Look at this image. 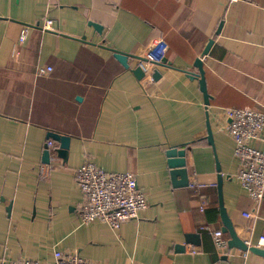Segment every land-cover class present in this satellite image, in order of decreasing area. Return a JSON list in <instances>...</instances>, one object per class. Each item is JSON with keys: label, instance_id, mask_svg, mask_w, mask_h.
Segmentation results:
<instances>
[{"label": "crops", "instance_id": "crops-1", "mask_svg": "<svg viewBox=\"0 0 264 264\" xmlns=\"http://www.w3.org/2000/svg\"><path fill=\"white\" fill-rule=\"evenodd\" d=\"M209 39L206 108L198 80L182 70L197 71ZM154 40L165 44L170 67H154L161 78L142 85L132 72L137 61L129 58L126 69L110 48L143 56ZM246 107L264 110V0H0V264H52L54 251L100 264H264L228 244L220 252L213 241L222 228L218 163L237 235L264 248V199L254 210L236 179L234 141L216 129L226 111ZM48 132L70 144L66 160L55 157L41 179ZM172 146L186 148L187 187L172 186ZM86 161L132 172L147 208L117 228L82 223L86 200L74 172ZM187 234L199 244L186 243Z\"/></svg>", "mask_w": 264, "mask_h": 264}, {"label": "built area", "instance_id": "built-area-1", "mask_svg": "<svg viewBox=\"0 0 264 264\" xmlns=\"http://www.w3.org/2000/svg\"><path fill=\"white\" fill-rule=\"evenodd\" d=\"M43 28L51 29L52 22L47 20ZM25 37L26 30L22 32L20 42ZM165 47L163 41L154 40L146 53L140 56L142 59L137 60L144 72L140 80L142 85L153 81V69L162 61ZM49 70L40 69L42 73ZM216 129H221L233 139L234 156L240 164L236 179L252 199L254 210L259 209L264 199V110L249 107L228 110L219 118ZM46 145L50 161L40 166L41 179L49 177L52 162L57 157L56 144L49 140ZM74 183L86 200L79 214L84 224L100 221L111 228H117L121 222L137 218L148 206L145 193L138 188L135 175L130 171L107 172L86 161L74 172ZM205 203L206 198L202 197L201 210H204ZM213 241L220 252L227 249V240L220 229L213 231ZM260 243L264 244V236L260 238ZM53 256L52 264H100L88 261L75 252L64 254L54 251ZM11 264L38 263L23 258Z\"/></svg>", "mask_w": 264, "mask_h": 264}, {"label": "water", "instance_id": "water-1", "mask_svg": "<svg viewBox=\"0 0 264 264\" xmlns=\"http://www.w3.org/2000/svg\"><path fill=\"white\" fill-rule=\"evenodd\" d=\"M89 25L92 26L95 30L98 32L102 31V27L96 23L89 22ZM30 26V25H29ZM221 30V25L217 29L216 34H218ZM84 39V37H83ZM214 40L209 39L206 46L204 47L203 51L201 52V55L195 59L193 62L194 68L197 69L196 72L188 71V70H182L186 74L187 77L190 79H197L199 82L200 90L203 93L204 98V104L207 108L210 104L211 97L209 96L207 92L206 87V80H205V72L203 68V62L202 58L208 54L210 47L212 46ZM113 52L114 57L126 68L129 69V58H132L134 60L142 59L140 56H133L131 54H128L126 52H122L119 50L111 49ZM158 66H165L170 67L169 64H167L166 59L163 58L162 61L158 64ZM133 74L138 80H141L144 77V72L140 67V64H138L132 69ZM152 79L154 81H157L161 78V72L157 69H153ZM48 138L58 143V147L56 148V154L59 159L66 160L68 155V148L70 144V137L67 135L59 134L56 132H48ZM208 143L212 146L213 145V135H212V128L210 127V121L208 119L207 122V136H206ZM166 157H167V164L170 168V176H171V183L172 186L177 187H187L189 185V177H188V171L186 168V148H180V147H168V149L165 151ZM44 164L49 163L50 157H49V151L47 145L45 146V151L43 154V160ZM217 169H218V177H217V189H218V199H219V207H220V219L222 223V232L229 235V238L227 240L228 248H238L243 251H250L253 254H256L258 256L264 257V248L258 247V246H250L248 245L244 240H242L236 233L232 222L227 215V212L223 205L222 200V176L220 173V168L217 163ZM9 209V208H8ZM186 243H191L194 245L199 244V236L198 234H187L186 235ZM178 249L181 251L184 249V246L178 245Z\"/></svg>", "mask_w": 264, "mask_h": 264}]
</instances>
